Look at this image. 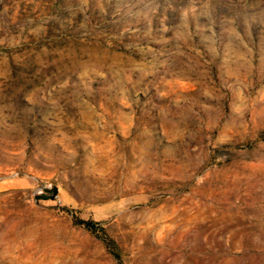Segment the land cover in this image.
Instances as JSON below:
<instances>
[{"label": "rangeland", "instance_id": "374dc122", "mask_svg": "<svg viewBox=\"0 0 264 264\" xmlns=\"http://www.w3.org/2000/svg\"><path fill=\"white\" fill-rule=\"evenodd\" d=\"M0 264H264V0H0Z\"/></svg>", "mask_w": 264, "mask_h": 264}]
</instances>
